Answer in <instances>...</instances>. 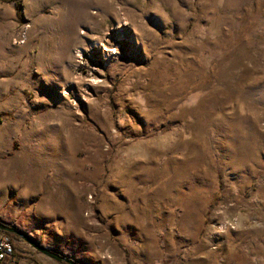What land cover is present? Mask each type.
I'll list each match as a JSON object with an SVG mask.
<instances>
[{
    "label": "rangeland",
    "instance_id": "374dc122",
    "mask_svg": "<svg viewBox=\"0 0 264 264\" xmlns=\"http://www.w3.org/2000/svg\"><path fill=\"white\" fill-rule=\"evenodd\" d=\"M0 220L84 264H264V0H0Z\"/></svg>",
    "mask_w": 264,
    "mask_h": 264
},
{
    "label": "water",
    "instance_id": "95a60500",
    "mask_svg": "<svg viewBox=\"0 0 264 264\" xmlns=\"http://www.w3.org/2000/svg\"><path fill=\"white\" fill-rule=\"evenodd\" d=\"M0 230L18 234L19 236H21L22 238L27 240L29 243H31L39 252H42V253L48 255L49 257L54 258V259H56L62 263L84 264V263H81V262H79L73 258L67 257L66 255H64L63 253H61L59 251L53 250L51 247H48V246L43 245L37 241H34L32 238L26 236L21 230H19L15 226L8 224L7 222H5L3 220H0Z\"/></svg>",
    "mask_w": 264,
    "mask_h": 264
},
{
    "label": "built area",
    "instance_id": "2783aa9c",
    "mask_svg": "<svg viewBox=\"0 0 264 264\" xmlns=\"http://www.w3.org/2000/svg\"><path fill=\"white\" fill-rule=\"evenodd\" d=\"M237 223L234 219L230 222ZM18 251L14 238L7 232L0 230V264H18L16 252Z\"/></svg>",
    "mask_w": 264,
    "mask_h": 264
},
{
    "label": "crops",
    "instance_id": "0c3cea01",
    "mask_svg": "<svg viewBox=\"0 0 264 264\" xmlns=\"http://www.w3.org/2000/svg\"><path fill=\"white\" fill-rule=\"evenodd\" d=\"M34 253V252H33ZM30 254V256H34L35 254ZM254 254H256L255 252L253 253V257H257V255L255 256ZM16 260L18 261V264L20 263V260L18 259L19 258V254H18V251L16 252ZM22 258V261H24L25 259H28V258H26V257H21ZM21 261V262H22ZM37 261H39V263H45L43 260H40V259H37ZM256 261V260H255ZM237 264H239V262L237 263ZM252 264H260V262H254V263H252Z\"/></svg>",
    "mask_w": 264,
    "mask_h": 264
},
{
    "label": "trees",
    "instance_id": "16d2710c",
    "mask_svg": "<svg viewBox=\"0 0 264 264\" xmlns=\"http://www.w3.org/2000/svg\"><path fill=\"white\" fill-rule=\"evenodd\" d=\"M5 232H7V231H5ZM7 233H9L12 237H13V235H14L13 233H10V232H7Z\"/></svg>",
    "mask_w": 264,
    "mask_h": 264
},
{
    "label": "flooded vegetation",
    "instance_id": "af4514ba",
    "mask_svg": "<svg viewBox=\"0 0 264 264\" xmlns=\"http://www.w3.org/2000/svg\"><path fill=\"white\" fill-rule=\"evenodd\" d=\"M2 231V230H1ZM64 264H66V263H64Z\"/></svg>",
    "mask_w": 264,
    "mask_h": 264
}]
</instances>
